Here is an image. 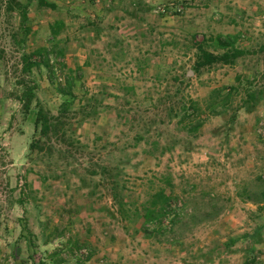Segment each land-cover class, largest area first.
<instances>
[{"label": "rangeland", "instance_id": "rangeland-1", "mask_svg": "<svg viewBox=\"0 0 264 264\" xmlns=\"http://www.w3.org/2000/svg\"><path fill=\"white\" fill-rule=\"evenodd\" d=\"M47 1L56 8L0 0V242L30 249L0 264H243L233 249L248 251L256 226L243 210L264 208V0ZM227 34L246 54L196 71L198 43L223 53ZM53 45L54 75L41 56L24 71V55ZM69 79L73 96L57 89ZM29 85L59 132L40 137L35 102L26 113L21 100ZM233 85L198 132L179 123L188 99L204 107ZM162 188L182 221L147 237L143 204Z\"/></svg>", "mask_w": 264, "mask_h": 264}, {"label": "trees", "instance_id": "trees-1", "mask_svg": "<svg viewBox=\"0 0 264 264\" xmlns=\"http://www.w3.org/2000/svg\"><path fill=\"white\" fill-rule=\"evenodd\" d=\"M40 3L45 6L56 8L55 3H50L47 0H40ZM21 4V3H19ZM22 5V4H21ZM64 26L63 21H57L52 25L51 30L54 37L57 35L61 27ZM238 36L234 34L227 35H218L216 42L225 49L223 53H214L207 49L205 41L198 43L197 47L199 50L198 59L196 62L195 70L199 71L205 67H211L216 64L231 65L235 64L237 59L246 54V50L235 45ZM41 51H34L29 55H24V71L31 72L35 66H40L39 60L35 59L36 56L40 57L51 70V74L54 75L52 66L50 65V55H63L62 51H59L58 45H53L49 49H40ZM240 82V78L237 79ZM73 82L68 80V85H58L57 89L60 93L64 95L73 96ZM35 85L26 86V89L23 92L21 97L23 108L26 113H29L33 109V104L35 102L36 107V118L35 124L37 130L40 132V137H49L51 133L59 132V125L61 124L60 117L55 116L51 113L50 110L46 109L43 106L42 102L38 99L35 92ZM234 91H239L238 86H230L218 88L212 91L209 96V99L206 101L205 106L203 107L199 101L194 99L190 100L189 103L184 102L182 105L183 116L179 120L180 124L186 123L185 129L190 133H195L200 130V128L206 123L208 117L212 115H219L225 110H227L230 105L232 94ZM264 92V91H263ZM247 95L250 99L256 100V94L247 90ZM72 102L64 101L62 103V109L60 110V115L65 114ZM40 144V141L37 139L32 142L31 148H37ZM94 173V172H93ZM96 174V172L94 173ZM261 197L263 201H257L259 204L264 203V188L261 191ZM179 200H176L173 195L168 194L165 189H160L155 191L151 197L144 202V222H143V231L147 237L155 236L156 234L170 231L176 224L179 223L181 219V210L182 208L177 205ZM120 210L123 213L124 217L130 218V216L125 215L124 213H129L130 210L126 208L127 203L120 201ZM209 209H213L217 206L215 199H212L208 203ZM263 208V207H261ZM199 210V208H197ZM204 212V211H203ZM210 214V212L207 211ZM196 215H192L193 217ZM197 216V215H196ZM169 220V222H168ZM228 249V248H227ZM41 264H45L41 262Z\"/></svg>", "mask_w": 264, "mask_h": 264}, {"label": "crops", "instance_id": "crops-1", "mask_svg": "<svg viewBox=\"0 0 264 264\" xmlns=\"http://www.w3.org/2000/svg\"><path fill=\"white\" fill-rule=\"evenodd\" d=\"M248 201V200H247ZM247 204H249L250 206H252V209L254 207H256L257 212L254 213L252 210H248L249 207L246 210H243V213L247 216H251L250 218L254 219V223H256V226L254 228L253 231H250L247 235H243V237H248V236H252L255 239V242L253 244L251 243H246L247 244V248L249 249L248 251H241L240 249H237L236 247H234L233 251L234 254H238L240 256H242L243 258H245V260L243 261V264H248V262L250 263V259H252L254 253H258L259 254H264V208H258L257 205L249 203V201L247 202ZM263 203L259 204L261 206ZM3 232V231H2ZM10 232V230H9ZM9 232L7 231L5 233L4 236L9 235ZM20 246H18V245ZM253 246V247H252ZM29 247L28 245L22 246L20 243H13L10 241H6V243L0 242V254L5 256V252H9V254L14 251V254L16 253V258H21V260H26L27 254L29 253ZM264 256V255H263ZM1 259V257H0ZM20 260V261H21ZM44 260V259H43ZM24 262V261H23ZM260 264H264V257L262 258V262Z\"/></svg>", "mask_w": 264, "mask_h": 264}, {"label": "built area", "instance_id": "built-area-1", "mask_svg": "<svg viewBox=\"0 0 264 264\" xmlns=\"http://www.w3.org/2000/svg\"><path fill=\"white\" fill-rule=\"evenodd\" d=\"M260 132H262V134L264 135V125H263L262 128L260 129Z\"/></svg>", "mask_w": 264, "mask_h": 264}]
</instances>
